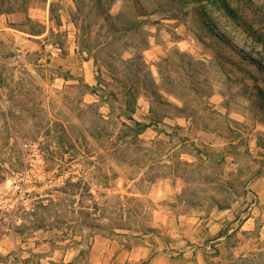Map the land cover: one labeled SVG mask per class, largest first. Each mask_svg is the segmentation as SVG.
Returning a JSON list of instances; mask_svg holds the SVG:
<instances>
[{
  "label": "rangeland",
  "instance_id": "obj_1",
  "mask_svg": "<svg viewBox=\"0 0 264 264\" xmlns=\"http://www.w3.org/2000/svg\"><path fill=\"white\" fill-rule=\"evenodd\" d=\"M226 1L0 0V264L178 262L226 209L209 255L264 264V0Z\"/></svg>",
  "mask_w": 264,
  "mask_h": 264
},
{
  "label": "crops",
  "instance_id": "obj_2",
  "mask_svg": "<svg viewBox=\"0 0 264 264\" xmlns=\"http://www.w3.org/2000/svg\"><path fill=\"white\" fill-rule=\"evenodd\" d=\"M148 61L158 60L160 56L159 50H147ZM235 213L231 209L217 210L211 214L202 224L193 222L186 229L185 234L180 237L183 239L184 246L181 249L182 256L176 262L169 256V253L164 255H155L151 258V264H228L227 261L220 259L219 253L213 257L209 255V251L215 248L216 242L223 239L222 228L224 224H229L235 219ZM250 218L241 223L240 228L249 229ZM217 246V245H216Z\"/></svg>",
  "mask_w": 264,
  "mask_h": 264
},
{
  "label": "trees",
  "instance_id": "obj_3",
  "mask_svg": "<svg viewBox=\"0 0 264 264\" xmlns=\"http://www.w3.org/2000/svg\"><path fill=\"white\" fill-rule=\"evenodd\" d=\"M99 2H101V0H96ZM182 2H184L185 4H190L192 2H199V3H208L212 6L218 4L219 8L229 17L232 19L236 18V14L234 12V10L229 6L228 1L226 0H180ZM49 13L50 16H53L54 10H53V5L52 3L50 4V9H49ZM203 16H205V14H203ZM207 17V16H205ZM104 18L107 19L108 18V14L107 12L104 14ZM257 44H263L264 45V41L257 37L256 38ZM125 87V86H124ZM124 87H122V89H125ZM132 87H127L126 88V94L127 96H130L132 94ZM111 95V94H110ZM131 105L133 104H127V107H131ZM133 114V108L127 110L126 112H123V114H121V116L125 119L126 122L122 123V126L124 127V129L127 131V133H133L134 135L138 136L141 135L147 128L148 125L147 124H143V123H139L136 120H134V118L132 117Z\"/></svg>",
  "mask_w": 264,
  "mask_h": 264
}]
</instances>
